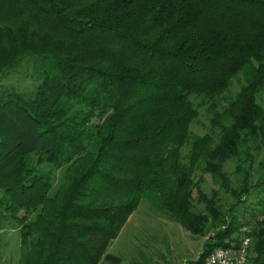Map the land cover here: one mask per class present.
<instances>
[{"label": "trees", "instance_id": "16d2710c", "mask_svg": "<svg viewBox=\"0 0 264 264\" xmlns=\"http://www.w3.org/2000/svg\"><path fill=\"white\" fill-rule=\"evenodd\" d=\"M25 57L38 84L0 96V228H19L18 264H118L108 247L144 198L193 234L214 217L196 264L239 244L264 148V0H0V77ZM202 105L217 136L191 133ZM197 170L228 210L206 197L194 212ZM259 217L250 264H264Z\"/></svg>", "mask_w": 264, "mask_h": 264}, {"label": "rangeland", "instance_id": "374dc122", "mask_svg": "<svg viewBox=\"0 0 264 264\" xmlns=\"http://www.w3.org/2000/svg\"><path fill=\"white\" fill-rule=\"evenodd\" d=\"M38 82V75L34 73L32 62L29 57H25L20 64L7 69L0 77V96L13 90L30 92ZM243 82L244 75L239 73L233 79L225 95L234 96ZM194 100L199 102L201 98L196 97ZM258 101L264 107V90L259 93ZM190 128L193 135L212 133L217 136L220 132V128L212 124V114L207 105L199 108V114L191 123ZM189 148L190 145L187 144L183 153L186 154ZM263 158L264 148L254 163L256 171H253L251 179L255 187L249 194L243 195L244 202L235 207L242 216L241 220L244 224L246 221L250 222V229L254 226L257 217L264 213V206L260 205V200L264 201V189L256 185ZM224 169L230 173L233 186L239 188V176L234 173L235 161L226 162ZM60 176L61 170H58V177ZM195 180L198 182L200 193L195 190L194 212L207 213L206 197H213L217 203L224 204L225 211L231 207L234 197L231 192H227L218 182L214 181L211 173L197 170ZM253 215L255 218L252 217ZM213 221H215L214 217L211 216L205 235L193 234L177 221L165 217L162 212L153 207L149 199L144 198L131 219L123 226L119 236L111 241L107 254L119 257L118 264H196L206 243L211 240L216 231ZM244 224L233 233L231 236L233 240L242 237ZM19 257V228L9 226L0 228V264H18ZM103 263H108L106 257L103 258Z\"/></svg>", "mask_w": 264, "mask_h": 264}, {"label": "built area", "instance_id": "2783aa9c", "mask_svg": "<svg viewBox=\"0 0 264 264\" xmlns=\"http://www.w3.org/2000/svg\"><path fill=\"white\" fill-rule=\"evenodd\" d=\"M259 219L264 220V213ZM249 231L250 225L245 224L239 244L214 247L202 264H250L253 237Z\"/></svg>", "mask_w": 264, "mask_h": 264}, {"label": "crops", "instance_id": "0c3cea01", "mask_svg": "<svg viewBox=\"0 0 264 264\" xmlns=\"http://www.w3.org/2000/svg\"><path fill=\"white\" fill-rule=\"evenodd\" d=\"M132 215L130 216L129 220L131 219Z\"/></svg>", "mask_w": 264, "mask_h": 264}]
</instances>
